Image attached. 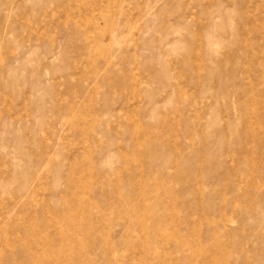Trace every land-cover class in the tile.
I'll list each match as a JSON object with an SVG mask.
<instances>
[{
    "label": "rangeland",
    "instance_id": "1",
    "mask_svg": "<svg viewBox=\"0 0 264 264\" xmlns=\"http://www.w3.org/2000/svg\"><path fill=\"white\" fill-rule=\"evenodd\" d=\"M0 264H264V0H0Z\"/></svg>",
    "mask_w": 264,
    "mask_h": 264
}]
</instances>
